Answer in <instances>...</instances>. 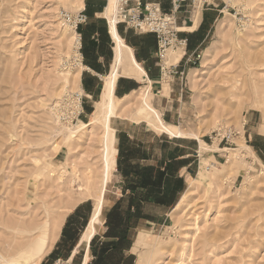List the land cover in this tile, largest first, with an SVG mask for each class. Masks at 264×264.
Returning a JSON list of instances; mask_svg holds the SVG:
<instances>
[{
    "label": "rangeland",
    "instance_id": "374dc122",
    "mask_svg": "<svg viewBox=\"0 0 264 264\" xmlns=\"http://www.w3.org/2000/svg\"><path fill=\"white\" fill-rule=\"evenodd\" d=\"M106 4L84 0L85 8L91 5L93 12H103ZM215 4L205 9L182 60L192 51L199 56L186 65L181 87L177 76H167L157 79L150 96L164 123L197 135L217 154L200 150L190 137L159 133L147 119L135 121L140 91L121 99L125 105L122 110V103L117 105L111 121L115 138L119 131L134 132L137 142L152 148L131 155L135 147L124 144L130 154H119L118 161L153 155L161 144L169 152L189 154L186 187L174 204L144 206L143 214L150 220L130 219L137 224L128 233L131 248L124 257L131 255L134 260L127 264H136L139 257L142 264H264V0ZM80 10L65 8L61 0H0V255L11 261L21 260L19 251L43 236L49 247L38 264H82L89 258L90 243L81 238L101 192L103 127L95 124L67 144L56 122L64 124L53 111L67 94L82 93L65 77L80 68V57L68 47L67 32L72 30L59 14ZM197 11L187 8L179 13L177 27L185 18L192 22ZM139 64L156 69L154 60ZM101 92L97 89L91 99L84 97V114L65 126L88 123ZM219 128L238 134L233 145H220L223 152L218 141L209 139ZM118 139L121 147L122 137ZM201 165L206 170L201 171ZM111 176L96 241L116 204L115 215L126 212L124 179L117 168ZM60 217L58 234L57 230L52 234ZM65 224H72L74 241H68L66 234L59 236ZM71 255L74 258L69 260Z\"/></svg>",
    "mask_w": 264,
    "mask_h": 264
},
{
    "label": "crops",
    "instance_id": "0c3cea01",
    "mask_svg": "<svg viewBox=\"0 0 264 264\" xmlns=\"http://www.w3.org/2000/svg\"><path fill=\"white\" fill-rule=\"evenodd\" d=\"M90 1H92V3L104 2L101 0H90ZM149 1H153V0H142V2H149ZM91 8H92L91 5H88L87 8H85V5H83L81 11H83L84 14L86 15L87 22L84 25H81L78 29V33L81 38V49H80L79 57L81 61L80 64L82 66L80 79H79V88H81L80 91H82L83 96L88 99H91L92 96H94V93L96 92L97 89H99V91H102L104 85L103 77H106V75L110 74L114 63V42L110 34L108 21L105 17H103L104 11L101 12V10H97L93 12ZM161 9L164 12L170 11V3L168 2V4L165 3L161 4ZM221 12L222 11H219V13ZM204 13H206V10L200 12L199 22L196 25L195 29L191 31H179V37L187 39V45L185 50L183 51L180 60L174 65H175V70L177 72H183V76L187 68L186 65L190 63L189 60L191 58H194L196 55H198L196 54V51H192L191 53H189L188 58L185 59L184 62L182 61L184 59V56L188 53V48L191 47L192 45L193 37L196 35V32L198 31L202 23ZM188 23H191L190 26L193 27L192 25L193 23L190 21V19L187 18H185V20L182 21L180 27L189 28L190 26L187 25ZM115 25H116V32L120 37V39L123 41V44L132 50V55L135 61L139 64V63H145L149 60L150 61L154 60V67H156V69H153L151 67L144 68L139 64L145 73V75L141 78H138L136 75L120 74L116 79L114 85L113 94L115 98L119 97L118 99H124L132 93L139 92L141 89H143L141 87V84H144L145 88L147 87L149 88V93L151 95L154 90L153 87H155V84L158 83L157 79H160V81L163 80V78H161V73L155 55L157 50V43L155 36L153 34H141L135 32L121 23ZM128 31L132 32V34L130 33L132 36L127 35ZM177 79L180 81L179 85L181 87L183 77L182 78L177 77ZM166 86H168V84ZM86 87H88L89 90H85ZM179 92H180L179 95L181 97L183 92L182 88H180ZM166 93H167V89L165 91V94ZM164 97L165 96L162 95V98ZM83 114H84V101L82 104L81 116ZM132 124L133 126H131V128L134 129V125L136 123L132 122ZM115 135L117 136V138H115L114 141V143L116 142L114 169L117 168L119 170L120 176L121 178L124 179V182L126 184L125 190L123 192L127 201L125 210H127L128 201L130 198L138 200V211L140 212L141 218L137 220V223L143 219L150 220L148 216L143 214L144 206H148V205L149 206L155 205L160 207L171 206L177 200L180 191H183L184 188L186 187L185 184L187 180L184 177V170H186V168L189 166V164H187L185 161L186 159H188L189 154H186L187 152H185V154H183L182 152H181L182 154H178L180 151L177 149H173V152L177 150L176 152L177 155L173 154V152H169L160 143L161 144L160 146L156 145L157 151L155 150V154L153 155L149 153V156H144L139 159L136 158L123 159V157H120V160L118 161L119 154L120 156L121 155L125 156L130 154L124 151V147H123L125 146L124 144L135 147L134 150L131 152V155L135 153L140 154L142 153L143 149L152 151V148L150 149V147H146L144 143L137 142L136 139L134 138V132L130 133L128 131H119L118 133L116 132ZM118 137L119 138L122 137L121 147L118 146L117 144V141L119 140ZM244 139L246 141V138ZM248 140L249 141L251 140V136L248 137ZM217 147L220 152H223L225 150V148L220 149V145L218 144ZM162 157H165V159L161 160ZM218 157H221V155H218ZM132 188L134 190H132ZM144 199H146L147 201L142 202L141 200ZM158 200H163L164 203H156V201ZM80 209L81 208L78 207L74 213L75 214L78 213ZM117 210L118 209L113 210L114 211L113 214H116L115 212ZM132 213L133 212H131L130 215H132ZM137 223H135L134 225H136ZM71 225L65 224L63 231L61 229L62 232L59 233V236H61V238H63L64 235L66 234V236L68 237L67 238L68 241H72V240L74 241V238H72L71 235V231H73L71 229ZM134 225L130 224V228L127 230L128 233L133 230ZM58 230L56 232V235L58 234ZM67 230H70L69 232L70 234L66 233ZM106 231H107V225H106V230L102 233V236H100L97 241L95 240L94 250L98 251L102 242H107L110 240L104 237V233ZM113 241H116V239H113ZM128 245H127L128 247L125 248L126 250H123V255L127 253V251L131 248V244ZM135 246L136 245L134 243L133 249L136 248ZM87 253H88L87 255H89V249L87 250ZM105 255H107V252L103 253V257H105ZM73 258L74 255H71L69 257V260H72ZM90 258L93 259L89 255L88 261L86 260V263H84L83 261L82 264H88L90 262L89 261Z\"/></svg>",
    "mask_w": 264,
    "mask_h": 264
},
{
    "label": "bare ground",
    "instance_id": "6f19581e",
    "mask_svg": "<svg viewBox=\"0 0 264 264\" xmlns=\"http://www.w3.org/2000/svg\"><path fill=\"white\" fill-rule=\"evenodd\" d=\"M61 3L65 8L82 9L84 5V0H61ZM115 13H116V0H108L105 6L103 17H105L108 21L110 34L114 42V63L110 74L106 75V77H103L104 85L102 88L101 96L99 101L95 105V110L91 114L89 122L80 123L78 125L68 126V127L65 125H60L58 124V122H56V125H58L60 129V134L64 139V143L67 144L70 143L74 138L81 137L84 131H86L89 127L95 124L100 123L103 127V134L101 138L102 141L101 159L103 162L102 173H101V192L97 199L88 226L86 227L81 238V241H84L87 244L91 241L92 237H94V234L96 232V227L98 223L101 222L100 217L102 213V204H103L105 187L107 183L111 180L110 178L112 177L111 175L114 170L116 148L114 146L115 136H114V129L111 127V121L117 114L116 110H118L119 108L122 110L123 109L122 107H124L123 105H125L123 100L115 98L113 94L116 79L120 74L136 75L138 78H141L145 75L143 69L135 61L132 55V50L123 44V41L120 39V37L116 32ZM199 17H200V13L197 11V13H195L194 16H192L193 27L191 26H190L191 28L180 27L178 28V30L191 31L195 29L196 25L199 22ZM76 43H77L76 33L73 30L67 32L68 47H73V49L75 50L74 54L76 53V55L79 57V53L76 51ZM182 54L183 51L181 50H176L172 53L170 52L167 53L165 56L164 65L170 66V64L173 63L176 64L180 60ZM79 66L80 68L75 73L73 74L70 73V75L66 74L65 76V77H69L67 80L69 81L72 88H77V89L79 88V79L82 70V66L80 63ZM140 93H141L140 104L135 113L136 115L135 117L137 118L135 121H139V119H145V120L147 119V123L159 133L166 134L172 138L190 137L192 139H195L199 143L200 150H208L211 153H214V150L216 148L214 147V150H212L213 147L208 146L206 143L200 140V138L197 135L190 133H183L177 127L164 123L160 118V114L151 105V96L148 87L141 89ZM120 103L122 104L120 105ZM117 105H120L119 108ZM75 109L77 110L76 107ZM151 118L153 119L152 121L150 120ZM200 170L204 171L206 170V167L203 168V165H201ZM202 174L203 173H200L198 177L201 178ZM193 180L194 179H192L191 181ZM180 203L182 205V202L180 201L175 207L176 208L179 207ZM61 219L62 217L58 218L57 221L53 223L52 234L60 226ZM48 247L49 244H48V240H46V237L45 236L39 237L38 239L35 240L33 244L27 245L25 246V248L22 247L23 249L19 251V257H20L19 259L21 260H16L17 259L16 257H18L16 256L15 261H11L8 260L10 258H5L0 255V259L2 261L1 264H38L39 261L42 259V257L45 255ZM86 260L87 259L84 260V263H86ZM136 261H137L136 264H142L143 262L140 257Z\"/></svg>",
    "mask_w": 264,
    "mask_h": 264
},
{
    "label": "built area",
    "instance_id": "2783aa9c",
    "mask_svg": "<svg viewBox=\"0 0 264 264\" xmlns=\"http://www.w3.org/2000/svg\"><path fill=\"white\" fill-rule=\"evenodd\" d=\"M108 2V0H101ZM217 0H169L170 11L164 12L158 0L142 2V0H116L115 24H124L127 28L141 34H153L156 38V59L161 73V78L183 77V72H177L175 65L165 66L164 59L168 51H184L187 39L179 37L177 15L186 12L187 8L197 9L200 12L216 6ZM62 21L77 35L76 51L80 53L81 38L78 29L87 22L83 11L76 13L60 12ZM199 56H196L198 59ZM195 59H190L189 62ZM81 63V61H80ZM83 94L69 93L64 96L53 108L58 121L64 125L76 123L82 114ZM77 108V110L75 109ZM238 135L231 129L219 128L209 136L210 141H218V145H233V140Z\"/></svg>",
    "mask_w": 264,
    "mask_h": 264
},
{
    "label": "trees",
    "instance_id": "16d2710c",
    "mask_svg": "<svg viewBox=\"0 0 264 264\" xmlns=\"http://www.w3.org/2000/svg\"><path fill=\"white\" fill-rule=\"evenodd\" d=\"M133 188L132 190H134ZM141 201L144 202L147 200L144 199ZM156 203H164V201L158 200L156 201ZM118 207L119 205L116 204L113 207V210L118 209ZM112 211L107 216V231L104 233V237L110 240L107 242H102L97 251L94 250L95 237L91 239L89 246V255L93 259L88 264H127L130 260H134L133 256L131 255H129L128 257H124L123 250H126L125 248H127L125 247V244L128 242L127 230L130 228V219L134 218L135 221H137L139 218H141L140 212L138 211V200L131 198L129 199L127 210L123 217L120 215L113 214L114 211ZM131 212H133L132 215H130ZM112 216H115L114 221H110L109 219L110 217L112 218ZM113 239H116V241H113ZM104 252H107V255H105V257H103Z\"/></svg>",
    "mask_w": 264,
    "mask_h": 264
}]
</instances>
